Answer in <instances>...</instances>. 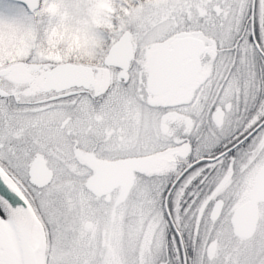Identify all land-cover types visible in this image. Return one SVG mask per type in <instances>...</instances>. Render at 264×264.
<instances>
[{
  "label": "snow or ice",
  "instance_id": "6c2138e0",
  "mask_svg": "<svg viewBox=\"0 0 264 264\" xmlns=\"http://www.w3.org/2000/svg\"><path fill=\"white\" fill-rule=\"evenodd\" d=\"M0 264H264V0H0Z\"/></svg>",
  "mask_w": 264,
  "mask_h": 264
}]
</instances>
